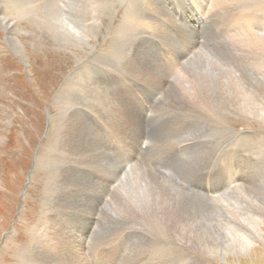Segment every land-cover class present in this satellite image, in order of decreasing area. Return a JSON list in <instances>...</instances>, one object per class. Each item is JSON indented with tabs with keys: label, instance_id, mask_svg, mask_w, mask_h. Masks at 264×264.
Listing matches in <instances>:
<instances>
[{
	"label": "rangeland",
	"instance_id": "rangeland-1",
	"mask_svg": "<svg viewBox=\"0 0 264 264\" xmlns=\"http://www.w3.org/2000/svg\"><path fill=\"white\" fill-rule=\"evenodd\" d=\"M167 1L158 0V5L172 15L173 12L169 10L171 6L184 14L189 12L192 6L197 9L200 5V0L193 2L191 0L190 6L185 0L178 2L174 0L172 3ZM129 2V0H123V2L122 0H87L85 4L78 0H0V264H36L30 261L33 260L30 254L32 256L34 250L40 254L37 264L44 262L45 248L37 247L34 240L46 237L47 216L51 215V205H54V200L60 191L55 183L61 172L58 159L60 155L62 158V154L64 155L73 144L72 136L75 133L73 130H68L70 126H73L72 110L78 107L97 113L103 109L100 104L119 105L124 95H128L129 91L123 94L121 82L127 81V59L129 58L126 54L130 50L134 51L135 48L133 49V39L117 30V17L125 12ZM243 12L251 17L250 22L256 23L257 28H253L255 35L257 31L264 29V26H259L262 19L260 17H263L260 9L256 12L244 10ZM211 14L216 17L215 12ZM174 18L181 24L175 15ZM75 30L79 42L77 38L70 36V34L76 35ZM152 34L154 37L157 36L155 42L150 40L149 36H144V39L149 38L151 43L140 46L137 56L141 66L155 71L158 65L151 60H159L158 53L161 51V54L166 57L167 55L163 53L167 52L165 47L173 48L175 43L166 41L164 37H161L162 34L160 36L156 32ZM206 34V42L226 36L219 29ZM175 35L182 34L178 32V35ZM175 35L173 34V37ZM238 40L240 39L234 40V48L240 52L242 45H236ZM112 51L115 52L112 53ZM202 51L203 54H214L209 47H203ZM226 55L230 65L233 66L232 77L235 74L238 78L240 77V80L233 79L238 96L233 93L232 102H225V99L220 97L222 85L217 81L209 85L206 90L214 97L211 101L201 104H197L196 100L189 103L177 102L192 122L185 119L176 110L178 108L171 105L166 108L165 105L161 107L162 110H168L169 114V111H172L184 124H193L194 128L200 131V134L194 133L198 140L197 147L177 155L182 168L184 167L183 170L181 167L179 171L176 170V165L165 162L164 159L162 161L166 164L160 163L156 158H147L144 155L147 147L144 148V152L137 155L136 169L140 172L151 171L154 166L160 164L165 166L166 170H170L167 174L168 187H175L179 191L174 193L177 205L174 206L172 202L163 200L164 206L161 210L159 208L154 210L151 206L140 209L139 207L143 206L141 202L146 199L140 186L145 177L140 178L137 175L138 172L133 171V174L127 175L126 180L116 187V183L112 184L115 180L112 179L109 182L106 178L107 170L101 168L100 174L95 173L94 176L100 182L106 179L105 184L120 189L116 191V194L132 202L135 208L131 211L120 209L118 204L116 205L118 202L116 195L112 194L114 197L109 201V210L105 212L104 208L100 207L98 222L96 218L89 217L92 219L85 218L88 220L87 223L79 224L80 218L73 216L72 222L65 225L71 234L79 238L82 231L89 230L97 222L93 235V240L96 242H101L105 238L116 240L122 236L119 241L124 240L123 251L128 252L133 247L148 246L158 258L161 254L171 253L168 258L169 264H264V119L253 118L248 114V108L239 106V101L243 103L244 100L247 101V105H254L256 90L261 95L259 98L264 101V80L256 79L240 69L251 62L243 53L233 57L227 51ZM173 73V70L169 71V80L173 79L175 82V78H171ZM261 73L264 74V71L261 70ZM168 81L167 84H174ZM98 91H101V94ZM140 99V105L137 104L139 106L142 105L141 103H146V106L149 105L152 108L159 106L150 105L148 103L150 101L147 102L144 98ZM143 110L140 109L137 113L140 118L144 115ZM164 113L167 115L165 111H161L148 116L154 124L160 122L161 127L162 121L168 119ZM67 116L70 118L68 119ZM91 116L89 130L95 134L94 137L101 135L110 139L112 131L114 135H118L117 125L114 129H106L107 132L98 125V121L103 122L101 118L96 115ZM133 120L137 121V118ZM214 120L220 121L224 127L215 126V128L211 124ZM132 124L135 123L126 124L125 129L128 132ZM159 129L162 128L157 127L156 132L160 131ZM62 130L66 134L60 137L59 133ZM177 132L179 131L176 126L174 129H163L158 134L157 140L163 138L165 143H174L172 138ZM91 149L93 152L96 151L95 143L92 144ZM50 153H53L52 156ZM234 179L241 188L233 185ZM48 180L51 181L48 183ZM94 181L97 180L93 177ZM91 185L92 183L88 185V188ZM202 185L205 188V196L199 192L202 190ZM93 191L95 193V190ZM131 191H138L139 199L130 197ZM168 192L167 196L171 199V191ZM169 215L168 219L163 218ZM233 216H236V226L239 228L240 235H243L242 230L249 229L247 218H251L253 223L261 228V239L255 241L248 254L238 256L232 254L223 258L217 254L218 252H216L217 255L214 253L213 255L211 252L198 250L199 247L190 242L192 239L190 233L194 230V226L203 228L215 219L227 222ZM158 218L164 219L162 224L168 226L170 236H167L168 232L166 234L160 229ZM241 227L244 229L241 230ZM219 230L220 228L216 236H220ZM49 232L51 231L47 228L48 235ZM167 237L171 238L174 245L173 248L165 251ZM97 250L95 256L99 258L101 247ZM158 251L161 253L158 254ZM117 252L112 250L106 252L104 263L117 261L118 264H130L133 262L130 259L122 261L125 255L119 256L120 252L118 250ZM57 259L59 264L60 260L58 257Z\"/></svg>",
	"mask_w": 264,
	"mask_h": 264
},
{
	"label": "bare ground",
	"instance_id": "bare-ground-1",
	"mask_svg": "<svg viewBox=\"0 0 264 264\" xmlns=\"http://www.w3.org/2000/svg\"><path fill=\"white\" fill-rule=\"evenodd\" d=\"M78 1L87 4V0ZM129 1V5L127 4L125 12L117 17V30L121 33L127 34L131 39H133V49L135 48L134 51L130 50L126 54V57L129 58L127 59V81L121 82L123 94L124 92H129L128 95H124L125 97L119 105L109 103L100 104L102 105L103 109L97 113L87 111L85 109H79L78 107L75 108V110H72L74 113V115H72L73 117H71L73 118V126H70L68 130H73L75 133L74 136L71 135L73 137V144L70 146V148L66 146L69 149L64 153V155L62 154V158L60 155V158L58 159L61 167V172L59 171L60 174L59 177L56 178L55 183L56 187L60 189V191L58 197L54 200V205H51V215L49 217L47 216L48 220L46 219L48 221V224L46 223L47 226L45 227L46 237L37 238L34 240L37 247L45 248V257L43 264H58L57 257L60 260L59 264H118L117 261H109L104 263L106 252L110 250H112L113 252H117L118 250L120 252L119 256L125 255L122 261H125L126 259H130L131 261H133L130 264H169L168 258L171 253L166 255L161 254L163 256L159 255L158 258L156 257V254L154 252H151V249L148 246H138L139 248L133 247V249H129L128 252L123 251L124 240L119 241L120 239H122V236H120L116 240H112L110 238H105L101 242H96L95 240H93V235L95 234L96 229L95 227L97 226L98 222L97 217L101 209L100 207L102 206L105 212L109 210V201L113 200L114 197V195L112 194L116 195L118 199L116 205L118 204V207H120V209L131 211L133 210L132 208H135L132 202H129L128 200H126V198H123L122 196L116 194L118 188L116 189L113 186L105 184L107 182L106 179L100 182L99 179L94 176V174H100L101 168L103 170H107L108 176L106 178L109 180V182L114 179L115 181L112 184L114 185L116 183V187H118L119 183H122V181L124 182V180H126L127 175H131L133 174V171H137L138 177H145L143 178L144 181H141L140 186L143 192L142 194L145 195L146 199L141 202V205L143 206L139 207L140 209L149 208V206H151L154 210H157L156 208H159L161 210L164 206L163 200L165 202H172L174 206H176L177 203L174 193H178L179 191H177L175 187H168L169 179L167 174L170 170H166V167H163L162 164H160L159 166H154L151 171L147 170V173L140 172L138 171L139 169H136V164L138 163L137 155L144 152V148L147 147V151L144 153L147 158H156L160 163H172L176 165V170L178 169L179 171L180 167L183 170L184 167L182 168V164L177 159V155L180 152L189 151L195 149L194 147H197L198 140L194 136V133L200 134V131L194 128L193 124H184L172 111H169V114L168 110H162L161 107L165 105L166 108V106L171 105L174 108H178L176 110L179 111L185 117V119L192 122V119L184 111L183 107L177 105V102L189 103L193 100H196L197 104H201L202 102L207 103L208 101H211L214 97L209 92H206V90L209 85H212L217 81H219V84L222 85L220 89L222 95L220 97L222 99H225V102H232L234 99L233 93L238 96L237 88L234 85L233 79L240 80V77L238 78L236 74L232 77L233 66L230 65L229 58L226 55L227 51L233 57L239 56L241 55V53H243L247 58H249L251 62L244 67H240V69L248 72L256 79L261 78L260 80H264V74L261 73V70L264 71V29L257 31V35L259 36L255 35L253 33V28H257L256 23L250 22L251 17L245 15L243 12V10L247 12H256L258 9H260L262 11L263 17H260L262 19L259 26H264V0H200V5L198 6L199 8L196 9L192 6L191 10L187 13L184 12V14L181 10L175 9L174 6L169 7V10L173 12V15L165 9H161L158 5V0ZM173 1L174 0H168L167 2L172 3ZM178 1L179 0H177V2ZM185 1L188 2V5L190 6L191 0ZM193 1L194 0H192V2ZM211 12H215L216 17L213 16ZM174 15L181 24L175 21ZM258 15H256V17H259ZM75 18L76 17H74V19ZM218 29L221 30L222 33L226 36L219 37L217 38V40H208V42H206V33ZM155 32L159 36L162 34L163 36L161 37H164L168 42H174L175 45L173 48L169 47L167 49V47H165L167 52L163 53L167 55L166 57L161 54V51V53H158L160 57L159 60H151L155 61V63L158 65V68L154 71L150 68L141 66L138 62L139 57L137 55L140 46L151 43V41L148 40L149 38L150 40L155 42V38L157 36L154 37V35L152 34H155ZM178 32H181L182 35L176 36L175 34L178 35ZM173 34L175 35L174 37ZM146 35L149 36L148 39H144V36ZM70 36L77 38L79 42L77 31L75 36L72 34H70ZM236 39H240L237 41L236 45H242L240 52H238L237 49L234 48V40ZM203 47L211 48V51L214 54H209L208 51L207 53L209 55L203 54ZM150 51L153 52V50ZM114 52L112 51V53ZM116 56H118V54ZM215 67H217V70H215ZM171 70L174 71L171 78H175V82H173V79L169 80V71ZM168 80L170 81V84H174H167ZM149 91H151V94H149ZM98 93L101 94V91H98ZM260 96V93L256 90L254 105H247V101L244 100L243 103L239 101V106L241 108H248L249 115H251L253 118L261 120L262 118L264 119V101L263 99L259 98ZM70 97L72 96L70 95ZM220 97L218 95L219 99ZM140 98L146 99L147 102L150 101L148 102L150 105L157 104L159 106L158 108H152L149 105L146 106V103H141L142 105L139 106V102L141 101ZM159 99L162 100L160 101ZM131 100H133V102ZM140 109H144V115L141 118L139 117L140 115L137 116V113H139ZM161 111L166 112L167 115H165V113L164 115L168 119L162 121L160 127V122L159 124H154L148 114L155 115L157 112ZM91 115H96L97 117L99 116V118H101L103 122L98 121V125L100 128L102 126L104 130H109L111 128L114 129L117 125V130L119 132L118 135H114L112 131V134L109 133L111 136L110 139L101 136L100 133L99 137H94L95 134L89 130V120L90 117L92 118ZM67 117L68 119L70 118L69 116ZM136 118L137 121L133 120ZM141 122H143V124H140ZM128 123H135L130 126L129 132L125 129V126ZM211 124L214 127L217 126L218 128L224 127L218 120L212 121ZM151 125L153 129H150ZM175 126L178 128L179 132H177L176 135H174V138H172V141L174 143H165L163 141V138H161L159 141L157 140L160 131H162L163 129H174ZM157 127L162 129H159L160 131L156 132ZM100 128H98V131H100ZM64 133L65 131L62 130V132L59 133V136L63 137ZM55 141L56 140H54V142ZM94 143L96 144L95 152H93L91 149V146ZM112 144H114V146H112ZM57 151L58 150H56V152ZM51 156L50 158H52ZM162 160L165 162H163ZM183 163H185V161ZM93 177L97 181L93 182ZM49 181L51 180H48V183ZM90 182L92 183V185L90 188H88V185L91 184ZM180 182L182 183V181ZM233 185L238 187L240 186L237 184L236 179L233 180ZM108 187L110 188L107 189ZM93 190H95L96 195ZM168 191H171V199L169 198V196H167L169 193ZM199 192L202 196H205V188L203 187V185L202 190H199ZM139 195L140 194L138 191H131L130 193V197H132L133 199L137 197L139 199ZM49 200L46 201L49 202ZM148 213L149 212H147V214ZM176 213H178V211H176ZM73 216H77L78 218H80L79 224L87 223L88 220L85 218L92 219L89 217L96 218L97 222L92 227H90L89 230L82 231L78 238L71 234L69 232V228L65 226L66 224L68 225L72 222ZM169 217L170 215L163 216V218L166 219H168ZM159 220H157V222L160 226V229H162L166 234L168 232L167 236H170L168 226L162 224L164 223V219L160 221ZM235 220L236 216H233L232 218H229L227 222L226 220L221 221L220 219L219 221H217L215 219L211 222V224L208 223V225L206 224L207 226H203V228H197L194 226V230H192V232L190 233V237H192V239H190V242L197 245L199 247L198 250L201 249L208 253L211 252L212 254H216V252H218L217 254L219 256H223V258L232 254L237 256L241 254H248L251 250V247L255 244V241L261 239V228L259 227V225L253 223L251 218H247L246 221L248 223L249 229L246 230L241 227V230H244H242L243 235H240L238 232L239 228L236 226ZM47 228L51 231L49 232V235L47 233ZM218 228H220V236H216ZM167 240L168 242L166 243L165 251L173 248L174 245L171 238L168 239L167 237ZM143 243H145V241H143ZM98 247H101L99 258L98 256H95L96 252H98ZM159 253L161 252L158 251V254ZM30 257L33 258V260L31 259L30 261L37 264V261L40 258V254L36 252V250H34L32 252V256L30 254ZM171 257L172 259H174V256Z\"/></svg>",
	"mask_w": 264,
	"mask_h": 264
}]
</instances>
